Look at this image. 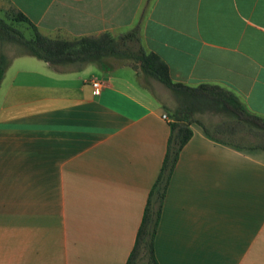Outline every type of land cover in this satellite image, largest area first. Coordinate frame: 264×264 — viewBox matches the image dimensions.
I'll list each match as a JSON object with an SVG mask.
<instances>
[{
  "label": "crops",
  "instance_id": "obj_1",
  "mask_svg": "<svg viewBox=\"0 0 264 264\" xmlns=\"http://www.w3.org/2000/svg\"><path fill=\"white\" fill-rule=\"evenodd\" d=\"M3 1L50 39L122 34L145 4ZM141 41L173 82L219 85L264 118V0H151ZM141 82L123 63L57 71L12 57L0 83V264L126 263L170 136ZM191 130L157 227L158 264H264V150Z\"/></svg>",
  "mask_w": 264,
  "mask_h": 264
},
{
  "label": "trees",
  "instance_id": "obj_2",
  "mask_svg": "<svg viewBox=\"0 0 264 264\" xmlns=\"http://www.w3.org/2000/svg\"><path fill=\"white\" fill-rule=\"evenodd\" d=\"M150 1L147 0L136 24L127 32L116 36L104 32L97 36L50 39L40 34L21 12L14 10L13 21L27 25L32 32L27 38L21 30L0 18V42L17 45L21 51L16 56L37 58L57 71L81 70L89 64L96 65L102 71H109L114 67L109 63L111 60L124 62L142 76L145 83L155 80L175 97L177 106L169 116L170 136L161 170L147 196L135 245L125 264H158L154 253L157 227L180 151L193 135L192 124L201 126L213 141L240 150L251 148L217 139L193 118L195 114H220L232 125L244 128L248 133L264 134V118L251 113L233 92L214 84L191 87L173 82L168 66L159 56L145 50L141 41V24ZM11 59L7 60L0 54V83Z\"/></svg>",
  "mask_w": 264,
  "mask_h": 264
},
{
  "label": "rangeland",
  "instance_id": "obj_3",
  "mask_svg": "<svg viewBox=\"0 0 264 264\" xmlns=\"http://www.w3.org/2000/svg\"><path fill=\"white\" fill-rule=\"evenodd\" d=\"M146 2L147 0H145L144 6L146 5ZM13 13L14 9L3 0H0V18L14 28L21 30L27 38L30 37L32 35L31 30L27 25L13 21ZM20 51L21 49L17 45L0 42V54L4 55L7 60L18 55ZM109 63L112 66L120 65L122 63L124 64V62ZM141 80L143 87L149 89L153 93L166 115L169 117L177 106V101L173 94L155 80H149L145 83L142 76ZM193 118L200 122L211 133V135L215 136L217 139L225 140L244 148L251 147L250 149L264 150L262 149L264 148V134H259L257 132L248 133L244 128L236 127L234 124L232 125L230 121L226 120L220 114L203 112L195 114Z\"/></svg>",
  "mask_w": 264,
  "mask_h": 264
},
{
  "label": "built area",
  "instance_id": "obj_4",
  "mask_svg": "<svg viewBox=\"0 0 264 264\" xmlns=\"http://www.w3.org/2000/svg\"><path fill=\"white\" fill-rule=\"evenodd\" d=\"M92 88H93V91L94 92H97L98 90H100V84L98 82H94V83H92ZM162 117L164 119H166V116L165 115H163Z\"/></svg>",
  "mask_w": 264,
  "mask_h": 264
}]
</instances>
